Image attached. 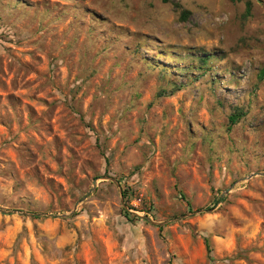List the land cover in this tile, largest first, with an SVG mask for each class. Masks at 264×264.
<instances>
[{"label":"rangeland","instance_id":"obj_1","mask_svg":"<svg viewBox=\"0 0 264 264\" xmlns=\"http://www.w3.org/2000/svg\"><path fill=\"white\" fill-rule=\"evenodd\" d=\"M176 2L0 0V264H264V0Z\"/></svg>","mask_w":264,"mask_h":264},{"label":"trees","instance_id":"obj_2","mask_svg":"<svg viewBox=\"0 0 264 264\" xmlns=\"http://www.w3.org/2000/svg\"><path fill=\"white\" fill-rule=\"evenodd\" d=\"M237 1V0H236ZM163 2L164 3H171L173 6H174V8H175V10H177V11H179V16H178V18H179V20L181 21V22H185V21H187V19H188V17H189V11H187V10H184V9H182L181 7H180V5L176 2V0H163ZM249 10H250V5H249V3H247L246 4V13L248 14L249 13ZM199 61L201 62V63H205L206 62V59L205 58H199ZM238 119H239V114H232V115H230L229 116V121H230V124H236L237 123V121H238ZM125 214V216H128V213L127 212H125L124 213ZM39 216H41V214H38L37 215V217H39ZM205 245H206V248L208 249V243H207V241L205 240Z\"/></svg>","mask_w":264,"mask_h":264},{"label":"water","instance_id":"obj_3","mask_svg":"<svg viewBox=\"0 0 264 264\" xmlns=\"http://www.w3.org/2000/svg\"><path fill=\"white\" fill-rule=\"evenodd\" d=\"M263 175V174H262ZM227 192V191H226Z\"/></svg>","mask_w":264,"mask_h":264}]
</instances>
